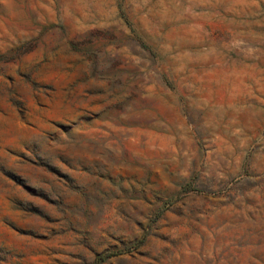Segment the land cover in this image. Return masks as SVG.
<instances>
[{"label":"rangeland","instance_id":"374dc122","mask_svg":"<svg viewBox=\"0 0 264 264\" xmlns=\"http://www.w3.org/2000/svg\"><path fill=\"white\" fill-rule=\"evenodd\" d=\"M0 264H264V0H0Z\"/></svg>","mask_w":264,"mask_h":264}]
</instances>
